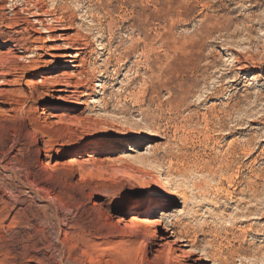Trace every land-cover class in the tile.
<instances>
[{"label":"rangeland","instance_id":"obj_1","mask_svg":"<svg viewBox=\"0 0 264 264\" xmlns=\"http://www.w3.org/2000/svg\"><path fill=\"white\" fill-rule=\"evenodd\" d=\"M168 1L48 0L70 30L7 29L35 56L0 84V264H264V0Z\"/></svg>","mask_w":264,"mask_h":264},{"label":"bare ground","instance_id":"obj_2","mask_svg":"<svg viewBox=\"0 0 264 264\" xmlns=\"http://www.w3.org/2000/svg\"><path fill=\"white\" fill-rule=\"evenodd\" d=\"M47 1L48 0H29V1H25V0H0V49L5 48L4 47L5 42H3V41L5 39L9 38V34H7V32H6L7 29L8 30L9 29H12V30L20 29L21 27L25 26L26 24L27 25L32 24V27L36 29L34 31L35 32L37 31L36 33H43V34L51 35L52 33L56 32V31L67 32L68 30H70L72 28L74 17L73 16L66 17L64 15L66 12L61 13L59 15V12H58L59 8L55 6L56 1L50 7H48ZM168 4H170V3H168ZM64 10L65 9H63V8L61 9V11H64ZM139 15H141V14H139ZM30 18H33V20ZM33 28H32V30H33ZM60 36L63 37L64 35L61 34ZM51 39L52 38L50 36L48 40H51ZM78 40H86V39H83V36L79 35ZM22 41H24V40L23 39L14 40L13 41L14 44L10 45V47L7 48L8 51L6 53L2 54L0 52V84L1 85L7 84V81H9L7 79H9L10 77L15 78V77H17L16 75H18L20 73H21V75L24 73V76H25V68L27 66L21 68L19 65V62L22 61L24 63L25 61H27L29 59L31 60V58L32 57L34 58V56H35V55L34 56L32 55V56L22 57V56L18 55L19 52L25 51V46H24L25 44L22 45L21 44ZM70 44L67 45L66 50H75L74 53L61 54L60 53L61 48H59V46H53L51 49L52 52L56 53L53 55L54 58H56V59H58V58L70 59L69 61L65 62L64 63L65 65H62V67L64 66L67 68H71L69 66V64L75 65V63L77 62V59L79 57H81V55H82V53H81L82 50L84 51L87 48V46L89 45L88 43L84 42L83 47H75V46L71 47ZM72 46H73V44H72ZM30 62H33V61H29V63ZM28 67H30V66H28ZM59 68H61V67H59ZM27 69H29V68H27ZM102 73L103 72H101V74ZM67 76H70V75L66 74L61 79L57 78L54 82H52V86L59 88L58 92H61V93H69V92L83 93L82 91H79L80 81L82 79L78 80L79 83L78 82L73 83L70 80L71 77L69 78ZM79 77H80V75H79ZM18 78H19V75H18ZM10 84H11V82H10ZM72 89H75V91H70ZM3 93H4V91L0 90V97L1 98H3L1 96V95H4ZM30 132L31 133H28L27 137L30 140H33L34 137L36 136V133L32 132V131H30ZM35 148L37 149L38 152H41L38 144L36 145ZM141 160H143V159H141ZM47 167L49 169H53L54 165H53V163L49 162L47 164ZM154 184L158 188H166V190L169 192V194L173 195V193H174V192H172L173 190L171 191L170 189H167L169 187L168 186L169 183L167 182V179H164V180L159 179V178L154 179ZM153 196H156V194H154ZM179 198L182 199L183 201L185 199L184 196H180ZM48 201H49V203H51L52 205H54L56 207V203H55L54 198H50ZM140 224L146 226L147 228L153 229L156 237L160 241H164L165 245H172V244L178 245L180 243L181 244L180 250L182 252H185L183 247L188 246L185 244V243H187L185 241V239H183V237L175 238L174 232L172 233V235H168L169 230H167V229H165V227H163L164 221L161 217H158V218H156V217H154V218L153 217H143L142 219H140ZM164 231H166L167 235L160 234L161 232H164ZM21 232L23 233V231H21ZM22 233L20 236H25ZM182 244H184V245H182ZM187 253H190V256L193 257L196 255L197 251H196V249H191ZM21 254L22 253H20V255ZM22 256H23V254H22ZM22 259H25V258L23 257ZM221 264H226V263L221 262Z\"/></svg>","mask_w":264,"mask_h":264}]
</instances>
